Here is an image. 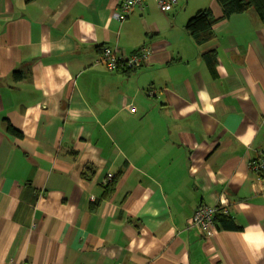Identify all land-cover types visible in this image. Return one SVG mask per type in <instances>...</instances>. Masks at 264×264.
Segmentation results:
<instances>
[{
	"label": "crops",
	"instance_id": "obj_1",
	"mask_svg": "<svg viewBox=\"0 0 264 264\" xmlns=\"http://www.w3.org/2000/svg\"><path fill=\"white\" fill-rule=\"evenodd\" d=\"M121 1L0 0V264H264V21L216 0L118 21ZM141 45L137 68L100 63ZM222 196L204 238L191 217Z\"/></svg>",
	"mask_w": 264,
	"mask_h": 264
},
{
	"label": "built area",
	"instance_id": "obj_2",
	"mask_svg": "<svg viewBox=\"0 0 264 264\" xmlns=\"http://www.w3.org/2000/svg\"><path fill=\"white\" fill-rule=\"evenodd\" d=\"M145 0H122L119 6V11L112 13V16L122 21L127 18L135 9H141ZM159 11L164 12L174 4L185 0H154ZM151 53L148 45L139 46L134 52L129 54H122L116 46H103L99 57L102 63L109 70L116 69L119 65L134 69L146 62ZM130 111H134L130 108ZM250 170L264 178V149L259 152L257 157L251 161ZM115 174H110L107 180L110 181ZM230 204L225 197H220L215 205L210 206L206 204L199 205L190 221V226L193 227L200 236L208 238L216 227V216L219 213L226 214L229 212Z\"/></svg>",
	"mask_w": 264,
	"mask_h": 264
},
{
	"label": "trees",
	"instance_id": "obj_3",
	"mask_svg": "<svg viewBox=\"0 0 264 264\" xmlns=\"http://www.w3.org/2000/svg\"><path fill=\"white\" fill-rule=\"evenodd\" d=\"M216 2L220 6L224 17H228L234 13L243 12L248 8H253L256 11L258 17L264 21V0H216ZM216 21L217 19L209 9L198 10L193 16L189 18L186 24V30L195 44H201L213 37L212 25ZM212 56L215 57L214 53H212ZM210 67L213 68L211 60ZM9 130L16 133L12 127H10ZM112 190L113 184H111L110 187L104 192V196H108ZM228 220L227 214L219 213L216 216L215 221L216 224H223V222L225 223V221Z\"/></svg>",
	"mask_w": 264,
	"mask_h": 264
}]
</instances>
